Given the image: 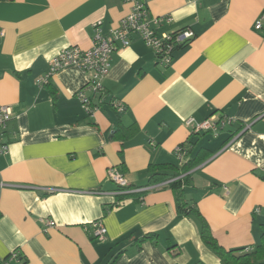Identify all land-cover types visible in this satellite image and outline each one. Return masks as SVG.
I'll list each match as a JSON object with an SVG mask.
<instances>
[{
	"label": "crops",
	"instance_id": "0c3cea01",
	"mask_svg": "<svg viewBox=\"0 0 264 264\" xmlns=\"http://www.w3.org/2000/svg\"><path fill=\"white\" fill-rule=\"evenodd\" d=\"M157 36L192 30L168 66L137 35L111 55L91 114L77 92L89 73L69 65L37 80L61 49L92 45L130 10L125 0H0V105L11 118L0 155V262L223 264L202 241V219L226 250H251L264 231V0H141ZM122 103L118 111L113 104ZM188 118L226 121L216 134ZM249 125L248 128L245 126ZM129 137L113 138L117 127ZM122 132V133H123ZM187 151L178 155L176 148ZM204 157L183 187L180 214L149 164ZM116 168L132 192L117 203ZM45 220L55 225L47 226ZM106 228L94 236V222ZM155 234L156 239L150 238ZM148 236V237H147ZM16 252L15 257L10 254Z\"/></svg>",
	"mask_w": 264,
	"mask_h": 264
},
{
	"label": "built area",
	"instance_id": "2783aa9c",
	"mask_svg": "<svg viewBox=\"0 0 264 264\" xmlns=\"http://www.w3.org/2000/svg\"><path fill=\"white\" fill-rule=\"evenodd\" d=\"M130 4L129 12L121 18L118 26L111 29L108 33H103L100 22L94 24V34L92 45L88 49H81L77 45H70L61 49L48 63V69L45 74L37 80L40 85L48 84L50 78L61 68L73 65L89 73L86 84L77 92L81 107L89 114L96 109L91 104L90 96L102 94L104 87L102 80L106 77L111 66V55L120 46L126 47L130 44V36L135 34L139 36L144 43L153 51L157 63L168 66L173 58V52L177 47L186 45L194 36L192 30L185 28L172 33H163L157 36L154 26L160 22L159 18L148 16V10L141 0H125ZM264 15L255 23V28L260 29ZM3 31L0 30V39ZM113 106L122 111V103H114ZM11 118V110L7 105H0V155H4L9 150V144L2 139L7 123ZM185 124L193 127L194 132L210 131L214 134L222 129L226 121L208 118L202 122L196 123L193 119L188 118ZM249 125L245 127L248 128ZM176 153H183L182 146L176 148ZM108 178L117 186L118 194H126L148 190L151 188H128V182L124 175L114 167L107 170ZM167 183V182H166ZM47 226L55 225L53 220H45ZM95 230L94 236L102 239L106 233V228L100 221L93 223ZM16 256V252L10 254ZM1 264H7L2 261Z\"/></svg>",
	"mask_w": 264,
	"mask_h": 264
},
{
	"label": "trees",
	"instance_id": "16d2710c",
	"mask_svg": "<svg viewBox=\"0 0 264 264\" xmlns=\"http://www.w3.org/2000/svg\"><path fill=\"white\" fill-rule=\"evenodd\" d=\"M182 30V29H181ZM180 31V30H178ZM187 45V44H186ZM186 45L177 47V49H181ZM104 93V92H103ZM102 94H94L90 96L91 104H92V96L99 98L101 100ZM101 101H98L97 105L100 104ZM94 105V106H97ZM130 127L125 128L127 133L123 132V127H117L113 134V138H126L129 137ZM123 132V133H122ZM183 148V145H181ZM183 151H187L185 147ZM204 151L201 148L195 156L185 160L184 162L180 161L178 165H172L169 163L164 164H149L148 166V186L156 185L159 183H163L167 181L168 186L172 190L175 199L176 210L180 214L186 213L187 210L191 209L185 200L183 187L190 183V173L189 171L198 165L201 161H203L204 157H202L201 153ZM188 153V151L186 152ZM128 188H131L130 186ZM146 190H142L139 193L143 194ZM133 193L119 194L117 196V203L120 202L125 197L132 195ZM148 237V236H147ZM200 237L202 241L222 260L223 264H264V231L261 234L259 243L256 244L251 250L242 251V250H226L223 248L214 238L212 232L206 222L202 219V225L200 229ZM150 238L156 239L157 236L155 234L150 235ZM8 258L3 261H7ZM2 262V261H1ZM0 262V264H1Z\"/></svg>",
	"mask_w": 264,
	"mask_h": 264
}]
</instances>
